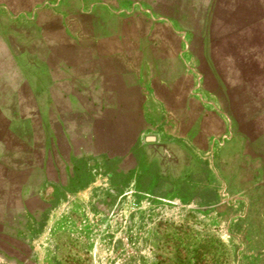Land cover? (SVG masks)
Returning <instances> with one entry per match:
<instances>
[{"label":"rangeland","instance_id":"obj_1","mask_svg":"<svg viewBox=\"0 0 264 264\" xmlns=\"http://www.w3.org/2000/svg\"><path fill=\"white\" fill-rule=\"evenodd\" d=\"M0 264H264V0H0Z\"/></svg>","mask_w":264,"mask_h":264}]
</instances>
